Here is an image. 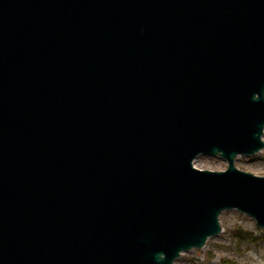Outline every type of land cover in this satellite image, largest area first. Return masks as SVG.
<instances>
[{
    "label": "water",
    "instance_id": "water-1",
    "mask_svg": "<svg viewBox=\"0 0 264 264\" xmlns=\"http://www.w3.org/2000/svg\"><path fill=\"white\" fill-rule=\"evenodd\" d=\"M263 136L264 0H0V264H174L232 209L264 230L235 166Z\"/></svg>",
    "mask_w": 264,
    "mask_h": 264
},
{
    "label": "rangeland",
    "instance_id": "rangeland-1",
    "mask_svg": "<svg viewBox=\"0 0 264 264\" xmlns=\"http://www.w3.org/2000/svg\"><path fill=\"white\" fill-rule=\"evenodd\" d=\"M262 139L264 141V136ZM235 166L264 177V149L249 157L239 155ZM226 167V162L218 156L201 155L197 158L198 169L223 171ZM220 225L221 233L209 238L203 248L182 253L174 264H264V230L251 217L234 209L226 210L220 215ZM237 227L260 239L254 243H238L232 235Z\"/></svg>",
    "mask_w": 264,
    "mask_h": 264
},
{
    "label": "trees",
    "instance_id": "trees-1",
    "mask_svg": "<svg viewBox=\"0 0 264 264\" xmlns=\"http://www.w3.org/2000/svg\"><path fill=\"white\" fill-rule=\"evenodd\" d=\"M232 235L238 243H254L260 239V237L254 236L251 232L245 231L239 227L233 230Z\"/></svg>",
    "mask_w": 264,
    "mask_h": 264
},
{
    "label": "bare ground",
    "instance_id": "bare-ground-1",
    "mask_svg": "<svg viewBox=\"0 0 264 264\" xmlns=\"http://www.w3.org/2000/svg\"><path fill=\"white\" fill-rule=\"evenodd\" d=\"M195 166L197 167V160L195 161Z\"/></svg>",
    "mask_w": 264,
    "mask_h": 264
}]
</instances>
